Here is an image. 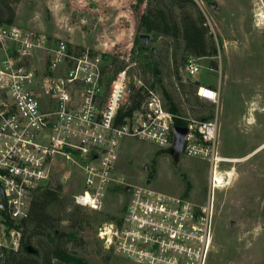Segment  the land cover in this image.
<instances>
[{
  "label": "rangeland",
  "instance_id": "rangeland-1",
  "mask_svg": "<svg viewBox=\"0 0 264 264\" xmlns=\"http://www.w3.org/2000/svg\"><path fill=\"white\" fill-rule=\"evenodd\" d=\"M148 3L165 7L175 18H203L205 22L208 51L216 47L213 55H194L184 41L171 36L150 33L142 42L151 47L159 79L180 103L183 115L218 114L225 158L219 171L233 170V174L228 183L212 191L209 162L175 147L159 148L126 137L115 167L116 180L100 210L76 202L74 195L84 184L76 166L65 164L54 171L50 186L61 183L63 187L48 206L52 225L33 237L32 254L42 261L38 242L50 246L47 234L53 226L69 230L74 225L78 236L64 239L61 245L81 257L83 264H137L106 246L99 235L101 227L123 215L127 187L149 181L160 191L184 195L186 178L192 183L190 198L200 204L210 197L214 200V239L208 264H264V0H147L141 5L138 0H0V21L13 15V24L20 27L64 38L75 47L111 51L129 67L133 92L142 86L163 94L155 74L143 64V56L150 51L142 53L135 43L138 35L147 34L138 28ZM3 55L0 51V58ZM191 57L202 65L196 75L185 69ZM197 79L218 88L219 104L202 98L197 101ZM31 230L32 226L27 233ZM52 264L72 263L53 259Z\"/></svg>",
  "mask_w": 264,
  "mask_h": 264
},
{
  "label": "built area",
  "instance_id": "built-area-1",
  "mask_svg": "<svg viewBox=\"0 0 264 264\" xmlns=\"http://www.w3.org/2000/svg\"><path fill=\"white\" fill-rule=\"evenodd\" d=\"M0 51V259L5 249H19L34 198L65 164L83 177L76 202L100 210L116 180L126 137L172 148L181 126L182 153L209 162L214 171L225 160L217 113L209 119L180 116L152 87L129 112L135 92L131 71L127 66L114 71L111 51L75 47L16 24H0ZM201 66L191 57L185 69L196 75ZM197 92L219 104L213 85L200 84ZM178 117L186 124L178 125ZM128 194L123 215L105 221L99 232L108 248L137 264H208L214 239L211 197L200 204L149 182L131 186Z\"/></svg>",
  "mask_w": 264,
  "mask_h": 264
},
{
  "label": "trees",
  "instance_id": "trees-1",
  "mask_svg": "<svg viewBox=\"0 0 264 264\" xmlns=\"http://www.w3.org/2000/svg\"><path fill=\"white\" fill-rule=\"evenodd\" d=\"M144 2H147V0H138L139 5L143 4ZM147 5L148 6L146 9L140 14L138 28L140 32L171 36L177 40L184 41L186 49L190 53H193L197 56L215 54V46L212 47V50L208 51V45L206 41L207 27L202 16L200 17L202 18L201 20L194 18L192 19L191 17L186 16L175 18L163 6H153L151 3H148ZM12 14H14V11ZM13 21V15H11L5 21H0V24H13ZM135 43H138L142 53L144 51H150V53H147L143 56V64L146 69L155 74L156 81L158 84H160L166 99V106L175 114L186 117L182 114L180 103L176 100L172 93L164 85H162V82L159 79L160 69L156 63V59L151 47L145 46L139 35L136 37ZM111 63L113 65L114 71H119L126 66L123 65L122 61H120L117 56H113L111 58ZM199 85V81H196V90ZM146 89L147 87L144 88L141 86L135 90L132 95V106L129 112L137 108L144 100ZM196 98L198 102H201V98L199 96ZM213 116L214 114L210 113L207 116H200L199 118L209 119ZM176 122L178 125H185L187 121L185 118L178 117ZM150 174H152V172ZM185 180L186 189L184 195L188 196L190 190L192 189V183L189 179L185 178ZM62 187L63 185L61 183H59L57 187L48 186L36 195L32 202L30 216L23 223V237L19 249H5L4 255L0 261H6L7 264H52V260L55 259L61 263L69 262L72 264H83V259L81 257H78L76 254L72 253L61 245V242L64 239L71 240L78 236L77 231L73 229L74 225H72L69 230H63L53 226V229H51V231H49L47 234L48 240L51 242L50 246H45L43 243L38 242L41 248L40 250H37V253L42 254V261L34 257V254H32L33 237L41 234L46 228L52 225L48 223L50 218L48 206L58 199L59 190L62 189ZM31 226L32 230L27 233Z\"/></svg>",
  "mask_w": 264,
  "mask_h": 264
},
{
  "label": "bare ground",
  "instance_id": "bare-ground-1",
  "mask_svg": "<svg viewBox=\"0 0 264 264\" xmlns=\"http://www.w3.org/2000/svg\"><path fill=\"white\" fill-rule=\"evenodd\" d=\"M234 160L236 161L237 159ZM232 174H233V170L226 171L225 173L219 171V169H216L215 171L213 170L211 174V183L214 180L215 188L222 187L226 183H228L227 178H231Z\"/></svg>",
  "mask_w": 264,
  "mask_h": 264
},
{
  "label": "water",
  "instance_id": "water-1",
  "mask_svg": "<svg viewBox=\"0 0 264 264\" xmlns=\"http://www.w3.org/2000/svg\"><path fill=\"white\" fill-rule=\"evenodd\" d=\"M140 39L143 41V42H146L148 39H149V35L148 34H141L140 35ZM184 133H185V128L184 127H178L177 128V141H176V145H175V148L177 150H180L181 148V145H182V139H183V136H184ZM149 182V181H148ZM130 190V187H127V192Z\"/></svg>",
  "mask_w": 264,
  "mask_h": 264
},
{
  "label": "crops",
  "instance_id": "crops-1",
  "mask_svg": "<svg viewBox=\"0 0 264 264\" xmlns=\"http://www.w3.org/2000/svg\"><path fill=\"white\" fill-rule=\"evenodd\" d=\"M198 80V79H197ZM199 81V80H198ZM200 82V81H199ZM201 83V82H200Z\"/></svg>",
  "mask_w": 264,
  "mask_h": 264
}]
</instances>
